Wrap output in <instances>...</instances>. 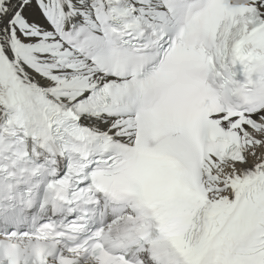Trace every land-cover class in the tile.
<instances>
[{
    "label": "snow or ice",
    "instance_id": "6c2138e0",
    "mask_svg": "<svg viewBox=\"0 0 264 264\" xmlns=\"http://www.w3.org/2000/svg\"><path fill=\"white\" fill-rule=\"evenodd\" d=\"M0 264H264V0H0Z\"/></svg>",
    "mask_w": 264,
    "mask_h": 264
}]
</instances>
